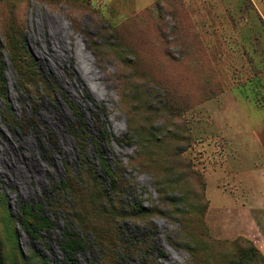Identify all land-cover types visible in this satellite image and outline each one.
<instances>
[{
  "label": "rangeland",
  "instance_id": "374dc122",
  "mask_svg": "<svg viewBox=\"0 0 264 264\" xmlns=\"http://www.w3.org/2000/svg\"><path fill=\"white\" fill-rule=\"evenodd\" d=\"M79 113L123 166V198L140 208L119 206L115 236L141 238L145 264H263L251 250L264 259V0H0L3 264H68L59 240L76 228L43 194L76 165ZM141 138L169 144L179 181L166 195L137 165ZM23 206L51 227L24 232ZM111 254L104 264H142Z\"/></svg>",
  "mask_w": 264,
  "mask_h": 264
},
{
  "label": "trees",
  "instance_id": "16d2710c",
  "mask_svg": "<svg viewBox=\"0 0 264 264\" xmlns=\"http://www.w3.org/2000/svg\"><path fill=\"white\" fill-rule=\"evenodd\" d=\"M122 49L123 48L120 50ZM125 49L128 50L131 56V51H129L128 47ZM128 63L127 69L130 68L132 62L129 61ZM169 96L170 91L168 98ZM138 129L142 130L140 126ZM69 132L78 145L79 154L76 165L70 167L66 164L64 168V178L60 179L59 183L53 186L52 192L55 195L54 199L49 197V193L45 194L44 192L43 194L44 197L48 195L46 198H48L47 204L49 206H56V208L62 210L65 215L66 212H70L69 216H71V223L69 225H73L76 228L75 230L65 229L61 233L59 248L65 260L68 264H76L75 255L79 251L90 249L93 250V253L97 254L91 264H104L102 261L107 256L105 253H112L111 255L120 258L121 255L124 256L130 253L131 250H134L141 263L145 264L144 258L146 257V252L143 251L144 248H140L143 244L141 238L134 240L124 236L122 239H118V237L115 236L114 227L119 224L121 213L124 214V212L119 209V206L123 209L129 208L133 212L140 208L139 206H137L138 209H136V207L131 208L123 198L127 189V182L122 177L123 166L121 164L114 165L108 161L106 155L99 146V141L105 137L101 136L99 130L96 129V132H94L93 127L92 130L89 129L84 113H79L75 121L69 127ZM88 142L97 157L98 165L93 163L87 155L86 147L88 146ZM137 145L140 149L136 154L138 159L137 165L156 175V179L157 176H162L163 180H158L157 183V185L162 187L159 193H164V195H166V193H169V189H176L174 184H178L177 181H179V178L176 177L175 182L171 181L174 177V173L172 172V166L168 165L169 157L167 156V152L169 148L167 145L169 144L167 142L161 143V141L154 140L153 138H141L138 139ZM162 146H164L165 149L162 150ZM180 164V170L183 172L189 168L188 164L186 165L185 162H181ZM153 167H156V169L154 170ZM57 199H61L59 204ZM174 201L176 200L169 202V204L171 205ZM39 209L40 206H23L15 217L23 231L33 237H36L41 230H48L51 227L48 219L38 215ZM191 209L193 210L192 207ZM136 212L133 215L138 213ZM158 214H161V212H158ZM190 241L194 243L193 246L195 247L193 248L199 250L193 236ZM251 251L252 254H254L253 257H255V261L264 264V259L260 254L254 249ZM219 256L220 259L224 261L232 258L231 255H229V259L226 255ZM204 258L205 264H216L215 261H211L212 263L210 262L213 258H210L209 253L205 254ZM0 264H3L1 252ZM118 264L125 263H123L122 259Z\"/></svg>",
  "mask_w": 264,
  "mask_h": 264
},
{
  "label": "bare ground",
  "instance_id": "6f19581e",
  "mask_svg": "<svg viewBox=\"0 0 264 264\" xmlns=\"http://www.w3.org/2000/svg\"><path fill=\"white\" fill-rule=\"evenodd\" d=\"M143 89V88H142ZM137 127V126H136Z\"/></svg>",
  "mask_w": 264,
  "mask_h": 264
}]
</instances>
